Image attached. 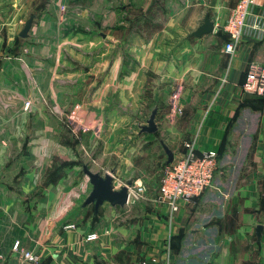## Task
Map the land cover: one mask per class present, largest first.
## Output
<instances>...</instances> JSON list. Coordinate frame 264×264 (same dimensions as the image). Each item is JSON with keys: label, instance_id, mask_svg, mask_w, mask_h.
<instances>
[{"label": "crops", "instance_id": "1", "mask_svg": "<svg viewBox=\"0 0 264 264\" xmlns=\"http://www.w3.org/2000/svg\"><path fill=\"white\" fill-rule=\"evenodd\" d=\"M238 1L0 0V264L21 259L16 241L40 264H264V94L243 89L264 37L248 27L228 56ZM206 15L214 32L192 35ZM154 111L158 130L140 133ZM188 142L220 168L178 211L147 190L131 208L83 206V156L131 181Z\"/></svg>", "mask_w": 264, "mask_h": 264}, {"label": "built area", "instance_id": "2", "mask_svg": "<svg viewBox=\"0 0 264 264\" xmlns=\"http://www.w3.org/2000/svg\"><path fill=\"white\" fill-rule=\"evenodd\" d=\"M256 5L254 0H239L232 8L224 27H222L229 37L224 48L230 58H233L237 52L248 27L258 30L261 36L264 37V12L257 14L254 12L257 7L264 10V6ZM243 89L253 95L261 96L264 94V67L254 65L249 67L243 82ZM219 166L220 156L218 151L208 150L198 153L194 142L186 143L185 153L180 158L166 164L159 193L154 197V201L167 203L172 212L178 211V201L191 202L208 187L212 186L215 176L219 172ZM113 177L116 189H120L128 183V181L115 175ZM145 197L146 187L133 181V184L129 186V200L126 207L131 208ZM74 226V224H70L66 227ZM97 237L96 233H92L88 235L87 239L92 240ZM13 248L16 252H20L22 257L17 262L8 264L41 263L40 255L32 250H21L19 241L14 243ZM136 264H147V262L140 261Z\"/></svg>", "mask_w": 264, "mask_h": 264}, {"label": "water", "instance_id": "3", "mask_svg": "<svg viewBox=\"0 0 264 264\" xmlns=\"http://www.w3.org/2000/svg\"><path fill=\"white\" fill-rule=\"evenodd\" d=\"M35 16L32 15L26 21L23 29L20 32L21 37L29 36V31L32 27ZM215 23L211 19L209 15H206L203 23L192 32V35L196 37H201L205 34H209L214 32ZM158 130V124L156 123V111L153 112L149 121L145 125H140V133H152ZM164 148L166 153L168 154V163L174 161V153L173 151L164 144ZM79 163L83 167V172L89 177L90 183L92 185L91 192L86 197L83 202V206H87L90 204L94 205L95 212L97 213L100 207L108 202L116 207H124L128 203L129 200V186L133 184V181H128L127 185H124L120 189H116L114 187V172L112 170L110 172L102 173L100 171H94L89 163L84 162L83 159H80Z\"/></svg>", "mask_w": 264, "mask_h": 264}, {"label": "rangeland", "instance_id": "4", "mask_svg": "<svg viewBox=\"0 0 264 264\" xmlns=\"http://www.w3.org/2000/svg\"><path fill=\"white\" fill-rule=\"evenodd\" d=\"M83 160H84V162H86V163L89 162L91 164V161H93V157L89 156V155L83 156ZM150 160L153 161L152 157L150 158ZM136 162H138V160H136ZM166 164H167L166 160L159 161L156 164L158 170H155L152 173H149L147 171H143L144 173H142V172L138 173L139 170H137L134 172V174L136 173L140 177L134 176V177L129 178V179L131 181L141 183L142 185H144L146 187L147 191H149V192L151 191L150 194H153L156 197L159 193L158 186L161 185V180H162L163 175H164V170H165ZM144 174L146 175V177ZM125 180H128V177ZM146 195H148V193H146ZM138 216L139 215L136 216V219H138Z\"/></svg>", "mask_w": 264, "mask_h": 264}, {"label": "trees", "instance_id": "5", "mask_svg": "<svg viewBox=\"0 0 264 264\" xmlns=\"http://www.w3.org/2000/svg\"><path fill=\"white\" fill-rule=\"evenodd\" d=\"M228 35V34H227ZM229 38V37H228ZM228 40V39H227Z\"/></svg>", "mask_w": 264, "mask_h": 264}]
</instances>
